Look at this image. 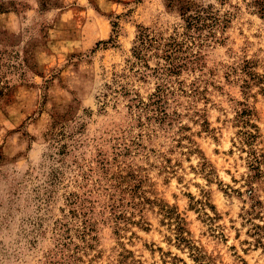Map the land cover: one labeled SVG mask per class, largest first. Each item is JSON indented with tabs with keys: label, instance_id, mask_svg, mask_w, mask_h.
<instances>
[{
	"label": "rangeland",
	"instance_id": "374dc122",
	"mask_svg": "<svg viewBox=\"0 0 264 264\" xmlns=\"http://www.w3.org/2000/svg\"><path fill=\"white\" fill-rule=\"evenodd\" d=\"M259 3L0 0V264H264Z\"/></svg>",
	"mask_w": 264,
	"mask_h": 264
},
{
	"label": "trees",
	"instance_id": "16d2710c",
	"mask_svg": "<svg viewBox=\"0 0 264 264\" xmlns=\"http://www.w3.org/2000/svg\"><path fill=\"white\" fill-rule=\"evenodd\" d=\"M259 4L262 5L260 6V12L264 14V7H263L264 4H261V3ZM196 19L197 18L195 16L189 15L186 20L189 22V25H191L194 23V21H196ZM140 28L141 29L138 35V43L134 46V49H133L135 56L139 60H144L145 67L150 70H153L156 74H160L164 76V75H170L171 73H176L178 71V68L181 67V64L177 63V57H175L174 55V52L177 48L176 39L174 37H170L169 42H164L163 41L164 38L156 33H153L149 27L140 26ZM165 47L167 48L164 49ZM152 49L155 50V53L153 55H156L158 57L160 56L161 58H164L167 62L158 67H151L147 62V59H146L147 53L145 52L152 50ZM161 51H164V52L160 53ZM158 91H161V90H158ZM247 114H250L249 110L244 109L240 115L246 116ZM244 121L249 122L246 119H244ZM246 135H247L249 144H252L257 136L256 133H254L253 131L246 132ZM251 153L254 154V157H255L254 161L256 163L258 162L260 163V160L258 156L256 155V151L252 150ZM258 203L261 204L260 201ZM248 213L253 214L252 211H249ZM182 219L183 218H181L180 216H177L178 239L180 242L187 244L191 249H197V247L195 245H192L191 241L184 236V232L186 231V229L184 227ZM253 225H254L253 234L258 236L257 237L258 242L264 246V241H263L264 240V226L258 223H254ZM195 256L197 260L198 259L202 260L204 257L202 254H200L199 250L196 251ZM206 264H212V263L208 262Z\"/></svg>",
	"mask_w": 264,
	"mask_h": 264
}]
</instances>
